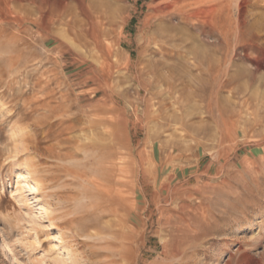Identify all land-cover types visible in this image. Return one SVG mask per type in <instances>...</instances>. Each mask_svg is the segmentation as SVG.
Segmentation results:
<instances>
[{
	"label": "rangeland",
	"instance_id": "rangeland-1",
	"mask_svg": "<svg viewBox=\"0 0 264 264\" xmlns=\"http://www.w3.org/2000/svg\"><path fill=\"white\" fill-rule=\"evenodd\" d=\"M9 1L0 0V264H264V0H14L22 25L1 13ZM81 6L113 20L100 44L68 25ZM163 36L167 57L149 50ZM68 99L70 114L40 130L42 156L29 150L21 134L49 115L44 105L58 111ZM61 137L62 156H49ZM119 145L139 163L142 194L116 217L60 168L92 175L96 156ZM53 170L61 178L50 182Z\"/></svg>",
	"mask_w": 264,
	"mask_h": 264
},
{
	"label": "bare ground",
	"instance_id": "bare-ground-1",
	"mask_svg": "<svg viewBox=\"0 0 264 264\" xmlns=\"http://www.w3.org/2000/svg\"><path fill=\"white\" fill-rule=\"evenodd\" d=\"M2 1V0H1ZM16 1V0H15ZM14 0H10L9 2H6V7L4 8V9H2V12L1 13H3V14H5V17H6V19L9 21V22H11V23H13V25H22V22L23 21H21L19 18H18V16L19 15H17V17H16V15H15V17L13 16V10H14V8L12 7L14 4H18L17 2H15ZM32 1V0H31ZM35 1V0H34ZM85 1L86 0H82V3H80V4H85ZM181 1H185V0H177L176 2H181ZM258 1V0H257ZM14 2V3H13ZM175 2V3H176ZM242 2V1H241ZM240 2V3H241ZM244 2V1H243ZM1 3V2H0ZM21 4V3H20ZM33 4H35V2L33 3ZM171 4V3H170ZM177 4V3H176ZM184 4H186V3H184ZM246 4V3H245ZM208 5V4H207ZM243 5V4H242ZM264 5V4H263ZM1 6V5H0ZM15 6V5H14ZM22 6V5H21ZM85 6V5H84ZM84 6H81V9L79 10L80 11V13H79V17H81L82 19H79V17H77V16H73V18L72 19H70L68 22V25L69 26H71V27H73V28H78V29H80V31H82V32H86V34H85V37H91L95 42H97L98 44H100V40H101V38L105 35V34H107V33H109L110 31H108V29H107V27L108 26H113L114 25V22H113V20H111V19H109V18H104V17H97V18H94V17H92V15H89V13H91V12H89V13H87V10L88 9H86ZM87 6V5H86ZM3 7H4V5H3ZM19 7V6H18ZM214 7V6H213ZM79 8V7H78ZM181 9V8H180ZM203 9V8H202ZM216 9V8H215ZM16 10V9H15ZM18 10V9H17ZM21 10V9H20ZM26 10V9H25ZM119 10V9H118ZM214 10V9H213ZM217 10V9H216ZM170 11V10H169ZM202 11V10H201ZM204 11V10H203ZM245 11V10H244ZM62 12V11H61ZM64 12V11H63ZM62 12V13H63ZM158 12V11H157ZM212 12V11H211ZM20 13H22L21 11H20ZM45 13V12H44ZM77 13V12H76ZM99 13V12H98ZM188 13H189V11H188ZM192 14H194V13H196V12H191ZM190 13V14H191ZM259 13V12H258ZM260 13H262V12H260ZM200 14H203V13H200ZM207 14V13H206ZM205 14V15H206ZM238 14H239V12H238ZM73 15V14H72ZM81 15V16H80ZM100 15H101V13H100ZM154 15V14H153ZM187 15V14H186ZM196 15V14H195ZM214 15V14H213ZM22 17H23V15H21ZM44 16V15H43ZM188 16V15H187ZM194 16V15H193ZM197 16H198V13H197ZM196 16V17H197ZM208 16V15H207ZM217 16V15H216ZM3 17V16H2ZM5 17H4V19H5ZM26 17V16H25ZM24 17V18H25ZM32 17V16H31ZM183 17V18H182ZM192 17V15L190 16V18ZM212 17V16H211ZM245 17V16H244ZM58 18L60 19V20H63L64 19V15H60V16H58ZM70 18V17H69ZM181 18H182V20L183 21H185V22H188L190 19L188 18V17H186L185 15L183 16H181L180 17V20H181ZM193 18V17H192ZM199 18V17H198ZM209 18V17H208ZM40 19V18H39ZM97 19V20H96ZM177 19V18H176ZM212 19V18H211ZM108 21V22H104V21ZM195 20V19H194ZM201 20V19H200ZM206 20H208V19H206ZM26 21V20H25ZM178 21V20H177ZM196 21V20H195ZM202 21V20H201ZM203 21H204V19H203ZM238 21V20H237ZM35 22V21H34ZM159 22V21H158ZM164 22V21H163ZM193 22V21H192ZM197 22V21H196ZM194 23V22H193ZM203 23V22H202ZM212 23V22H211ZM37 24V23H36ZM48 24V23H47ZM61 24V23H60ZM238 24V23H237ZM260 24V23H259ZM1 25V24H0ZM263 25V24H262ZM182 26H183V24H182ZM187 26V25H186ZM1 27V26H0ZM89 27V28H88ZM214 27V26H213ZM263 27H264V25H263ZM109 28V27H108ZM8 30V29H7ZM196 30V29H195ZM3 31H6V29L5 28H0V32L2 33ZM15 32V31H14ZM13 32V33H14ZM198 32V31H197ZM200 32V31H199ZM1 33H0V35H1ZM12 33V34H13ZM5 35H6V33H4ZM7 34H9V32L7 33ZM16 34H18L17 32H16ZM7 36V35H6ZM5 36V37H6ZM12 36H14V35H12ZM16 36V35H15ZM18 36V35H17ZM236 36V35H235ZM3 37V36H2ZM20 37V36H19ZM240 36L238 35V38H239ZM1 38V37H0ZM7 38V37H6ZM104 38V37H103ZM163 38H165V40H162V41H158L157 40V38H154V43L156 44V48H151V49H149L150 51H155V52H158V53H160L162 56H164V57H167L166 55H167V53H168V51H169V49H168V47H167V45H169L170 46V40H169V38H168V36H163ZM21 39H23V38H21ZM105 39V38H104ZM114 39V38H113ZM15 40V39H14ZM218 40V39H217ZM13 41V40H12ZM22 41V40H21ZM107 41V40H106ZM110 41V40H109ZM238 41V40H237ZM247 41V40H246ZM18 42V41H17ZM119 42V41H118ZM228 42V41H227ZM27 42H25V43H23V45L24 44H26ZM175 43V42H174ZM11 44H13V43H11ZM20 44V43H19ZM18 44V45H19ZM103 44V43H102ZM109 44V43H108ZM119 44V43H118ZM15 45V44H14ZM22 45V46H23ZM110 45V44H109ZM108 45V46H109ZM235 45V44H234ZM254 45V44H253ZM252 45V46H253ZM22 46H21V48H22ZM110 47V46H109ZM229 47V46H228ZM17 49H18V47H17ZM108 50V49H107ZM113 50V49H112ZM111 50V51H112ZM15 51V50H14ZM21 51V50H20ZM99 51V50H98ZM109 51V50H108ZM236 51V50H235ZM250 51V50H249ZM110 52V51H109ZM117 52V51H116ZM110 53H112V52H110ZM109 53V54H110ZM117 53H119V51L117 52ZM237 53V52H236ZM240 54V53H239ZM124 55V54H123ZM241 55V54H240ZM160 58V57H159ZM169 58V57H168ZM167 58V59H168ZM117 59H119V58H117ZM107 60V59H106ZM108 61H109V58H108ZM172 61V60H171ZM128 62V61H127ZM15 63V62H14ZM105 63V62H104ZM103 63V64H104ZM108 63L109 62H107L106 61V65H108ZM124 63V62H123ZM102 64V63H101ZM110 64H112V63H110ZM109 64V67H108V69H112V65H110ZM228 64H230V63H228ZM228 64H227V66H228ZM122 65H125V63L124 64H122ZM129 65V64H128ZM128 65L126 66H122V68L123 67H125V68H123V69H125L127 72L129 71V67H128ZM45 66V65H44ZM221 66V65H220ZM116 67V66H115ZM155 66H153L152 65V68L149 70V68H148V72H149V74L152 76V79L153 80H158V75H157V72H156V70H155V68H154ZM34 68V67H33ZM36 68V67H35ZM222 68V67H221ZM29 69V68H28ZM117 69V68H116ZM230 69V68H229ZM228 69V70H229ZM108 71V70H107ZM121 70H119V72H120ZM106 72V71H105ZM108 73V72H107ZM1 74V73H0ZM26 74V73H25ZM2 75H3V73H2ZM2 75H0V76H2ZM147 75H148V73H147ZM14 76V75H13ZM106 76V75H105ZM223 76H224V74H223ZM29 77V76H28ZM114 77V76H113ZM120 77V76H119ZM2 78V77H1ZM109 79V78H108ZM119 79V78H118ZM175 80V79H174ZM61 81V80H60ZM154 82V81H153ZM152 81H150L149 82V84H150V86H152V83H153ZM219 82H221V81H219ZM224 82V81H223ZM164 83V82H163ZM19 85V84H18ZM162 85V84H161ZM6 86H7V84H6ZM5 88V87H4ZM164 88V87H163ZM162 90V89H161ZM150 91V90H149ZM152 91V90H151ZM22 92V91H21ZM36 92V91H35ZM139 92V91H138ZM148 92V91H147ZM170 92V91H169ZM29 93V92H28ZM172 93V92H171ZM51 101V100H50ZM66 103H68V104H66V105H64V106H62V107H64V108H62V109H59L58 111H57V109L56 108H53V107H51L50 106V103L49 104H47V105H44V108H45V110L47 111V113H49V115H46V112H45V115L46 116H44V118H42V119H40V120H38V123L36 122V121H34V122H32V123H34L33 125H31L30 123V128H31V132L29 133H22L21 134V142L23 143H26L25 145H26V147L29 149V150H32V151H34V152H36L37 154H39L40 156H42L41 154H42V152H41V147H40V140H39V138H41L40 137V135H41V131L40 130H44V129H46L47 127H50L51 126V123H53V122H51L50 123V120H52L54 117H57L58 119H59V116L60 117H66V116H68L69 114H70V112H71V109H72V106H71V100L70 99H68V100H66L65 101ZM24 103V102H23ZM180 103V102H179ZM60 105H61V102H60ZM74 105H75V102H74ZM159 106H160V104H159ZM33 107V106H32ZM58 107V106H57ZM149 107V106H148ZM28 108V107H27ZM61 108V107H60ZM74 108V107H73ZM76 108V107H75ZM75 108H74V110H75ZM147 108V107H146ZM38 109V108H37ZM30 110V109H29ZM92 110V109H91ZM15 111V110H14ZM73 112V111H72ZM90 112H92V111H90ZM95 112V111H94ZM14 113V112H13ZM30 113V112H29ZM28 113V114H29ZM149 113V112H148ZM156 113V112H155ZM96 114V113H95ZM102 114V113H101ZM26 115L27 114H25V117H26ZM73 115V114H72ZM71 115V116H72ZM150 115V114H149ZM24 116V115H23ZM29 116H31V115H29ZM70 116V117H71ZM93 117L94 115H89L88 116V118L89 117ZM96 116V115H95ZM110 116V115H109ZM108 116V117H109ZM148 116V115H147ZM28 117V116H27ZM97 117H99V116H96V117H94L95 119H98V120H103V118L102 119H99V118H97ZM102 117V116H101ZM22 118V117H21ZM29 118V117H28ZM56 118V119H57ZM105 118V117H104ZM20 119V118H19ZM30 119V118H29ZM39 119V118H38ZM55 119V120H56ZM65 119V118H64ZM67 119V118H66ZM106 119H108V118H106ZM110 119V118H109ZM108 119V120H109ZM22 120H23V118H22ZM37 120V119H36ZM76 120H78V119H76ZM105 120V119H104ZM103 120V121H104ZM118 120V119H117ZM156 120H158V119H156ZM63 121V120H62ZM78 121H80V120H78ZM85 121V120H84ZM122 121V120H121ZM60 122V121H59ZM110 122H112V120L110 121ZM156 122V121H155ZM36 123V124H35ZM63 124H67V122H62ZM61 123V124H62ZM89 123L90 124H93V128H94V125H99V124H105V125H107V127H108V124H106V123H103V122H98V121H96V120H94V119H92V118H90L89 119ZM79 124V123H78ZM112 124V123H111ZM120 124H122V123H120ZM127 124V123H126ZM23 125V124H22ZM110 125V124H109ZM113 125V128L116 126H114V124H112ZM58 126V125H57ZM59 127V126H58ZM65 127V126H64ZM91 127V126H90ZM109 127H111V126H109ZM118 127V126H117ZM17 128H18V126H17ZM16 128V129H17ZM61 128V127H60ZM75 128H77L76 127V121H75V119L74 120H70V121H68V125H67V129H62V130H70V132H71V130L73 131V130H75ZM93 128H91V129H93ZM104 128H106L105 126H104ZM50 129H52V128H50ZM50 129L48 130H46V131H48L47 133L49 134L51 131H50ZM95 129V128H94ZM116 129V128H115ZM114 129V130H115ZM118 130V129H117ZM123 131L125 130L124 128L122 129ZM121 130V131H122ZM58 131V130H57ZM104 131V130H103ZM110 131V130H109ZM108 131V132H109ZM116 131V130H115ZM123 131H122V133H123ZM60 132H62V131H60ZM60 132H59V134H60ZM112 132V131H111ZM125 132V131H124ZM16 133V132H15ZM44 133V132H43ZM46 133V134H47ZM67 133V132H66ZM68 133H69V131H68ZM67 133V134H68ZM105 133V132H104ZM103 132H102V134H104ZM113 133V132H112ZM62 135L64 134V133H61ZM107 134V133H106ZM105 134V135H106ZM127 134V133H126ZM73 135V134H72ZM95 135V134H94ZM116 135V134H115ZM117 135H118V133H117ZM42 136H46V135H42ZM61 136V135H60ZM108 136V135H107ZM126 137H127V135H125ZM55 137V136H54ZM66 137V136H65ZM102 137V136H101ZM108 137H110V136H108ZM62 138H64V137H61L58 141H57V144L55 145V146H53V148H50L48 151H46V152H48L49 153V156H62V154L60 153L61 151H59V152H57L58 151V148L62 145V143L64 142V140H62ZM70 138V137H69ZM97 138L98 139H100L99 138V136L97 135ZM113 137H111V139H112ZM125 138V137H124ZM65 139V141H66V139H68V137H66V138H64ZM89 139H91V138H89ZM88 139V140H89ZM102 139H104V138H102ZM109 139V138H108ZM114 139H117V137L116 138H114ZM52 140V139H51ZM106 140H107V138H106ZM105 140V141H106ZM17 141V140H16ZM94 141V140H93ZM98 141V140H97ZM104 141V140H103ZM117 141V140H116ZM118 141H120V140H118ZM18 142V141H17ZM20 142V141H19ZM87 142V141H86ZM112 142V141H111ZM121 142V141H120ZM66 143V142H65ZM69 143V142H68ZM97 143V142H96ZM100 143V142H99ZM107 143V142H106ZM109 143H110V141H109ZM115 143V142H114ZM221 143V142H220ZM111 144V143H110ZM97 145H99V144H97ZM96 145V146H97ZM106 145V144H105ZM123 145V144H122ZM113 146V145H112ZM120 146V145H119ZM124 146V145H123ZM62 147H63V145H62ZM116 147V146H115ZM44 148V147H43ZM105 148V147H104ZM111 148V147H110ZM130 148V147H129ZM19 149V148H18ZM17 149V150H18ZM64 149V148H63ZM97 149V151L99 150L98 148H96ZM121 146H120V150H118L117 151V155L116 154H113V153H109L110 155L109 156H103V157H100V154L98 155V156H96V157H99L100 159H99V161L97 162V164H96V166H95V171H94V173H92V175L90 174V175H88V173H82V172H84V171H82V172H80L79 173V171H77V172H74V170L73 171H69V170H67L65 167H66V165L64 166V167H61L60 168V170L61 171H63L64 173H66V176H69V177H72L73 178V180L74 181H72V182H69L70 184V187L72 188V186H75V187H80V188H85L86 190L88 189V188H90L89 186H91V187H93L94 189H92V190H95L97 193L96 194H98V195H102L105 199H106V202H104L102 205H101V207H99L100 209H102L103 211L105 210H109V211H111L112 212V214L113 215H116V217L119 215L118 213H119V211H125V212H128V215L130 214V212L128 211V210H130V208H136L137 209V205H138V202H137V198H138V196L139 195H141L142 194V190L141 189H139L138 187H139V185L140 184H138V181H137V179H139L138 178V175L139 174H142V172L141 171H139V167L137 166V164H139V163H137L136 162V159H135V161L134 162H132V164L134 165H132L133 167H131V166H129L128 164L129 163H127L126 161H125V157H124V155H122V154H124V153H122L121 152ZM195 149V148H194ZM91 150H95V149H91ZM131 150V149H130ZM130 150H128V151H130ZM44 151H45V149H44ZM73 151V150H72ZM71 151V152H72ZM90 151V150H89ZM105 151V150H104ZM109 151V150H108ZM111 151V150H110ZM113 151H115V149L113 150ZM66 152H67V150H66ZM74 152V151H73ZM88 152V151H87ZM95 152V151H94ZM112 152V151H111ZM95 153H97V152H95ZM131 153H134V152H131ZM143 153V152H142ZM36 154V155H37ZM44 154V157H45V154H47V153H43ZM102 154H104V152L102 153ZM91 155V154H90ZM66 156V155H65ZM64 156V157H65ZM67 156H68V154H67ZM67 156L65 157V159L64 160H66V158H67ZM70 156V155H69ZM72 156V155H71ZM119 156H121V157H119ZM39 157V156H38ZM74 157V156H73ZM92 157V155L90 156V158ZM95 157V158H96ZM127 157V156H126ZM134 157V156H133ZM132 157V158H133ZM137 157V156H136ZM144 157V156H143ZM40 158V157H39ZM43 158V157H42ZM46 158H47V155H46ZM70 158H72V157H70ZM80 158V157H79ZM89 158V159H90ZM95 158H94V160H95ZM135 158V157H134ZM138 158H139V162L141 163V164H143V160L141 159V154L139 153L138 154ZM41 159V158H40ZM61 159V158H60ZM74 159V158H73ZM93 160V161H94ZM128 160V159H127ZM63 160H61V162H62ZM93 161H91V162H93ZM132 161V160H131ZM144 161H145V159H144ZM38 162V161H37ZM90 162V161H89ZM95 161H94V163H96ZM32 164V163H31ZM41 164V163H40ZM39 164V165H40ZM53 164V163H52ZM30 165V164H29ZM39 165L37 164V167H39ZM90 165V164H89ZM68 166V165H67ZM137 166V167H136ZM141 166V165H140ZM145 166V165H144ZM42 167V166H41ZM57 168H58V166H56ZM78 167V166H77ZM45 168H47V167H45ZM49 168V167H48ZM53 168V167H52ZM86 168H88V167H86ZM141 168V167H140ZM143 169V168H142ZM141 169V170H142ZM75 170H77V169H75ZM91 170H93V168H91ZM43 171V170H42ZM42 171H41V173H42ZM44 171H47V170H45L44 169ZM80 171H81V169H80ZM36 172H39V168H37V170H36ZM58 171L56 170V171H54L53 170V174H54V177H51L49 180H50V182L51 181H56V180H59L60 178H61V176L60 175H57L56 176V174H59V173H57ZM60 172V171H59ZM62 172V173H63ZM91 172V171H90ZM93 172V171H92ZM31 173V172H30ZM44 173V172H43ZM48 173H49V171H48ZM51 173V172H50ZM143 173H144V170H143ZM61 174V173H60ZM64 175V174H63ZM30 176V175H29ZM65 176V175H64ZM18 179H17V183H19V184H22V183H25V181L26 180H28V178L26 177V175L25 174H22V173H19L18 174ZM44 177V176H43ZM134 178V180L133 181H131L132 179ZM188 179V178H187ZM30 180H32V182L34 183L35 182V180L33 179V178H31ZM47 180V179H46ZM64 180H66V178L64 179ZM141 180V179H140ZM76 181H78V182H76ZM31 182V181H30ZM63 182V181H62ZM132 182H134V184H131ZM141 182V181H140ZM37 183V182H36ZM58 183V182H57ZM64 183V182H63ZM66 183V182H65ZM47 184V183H46ZM58 184H60V183H58ZM57 184V185H58ZM86 184V185H85ZM130 184L131 185H133L132 187H131V190H133L134 191V193L132 192L131 193V195L132 194H134L135 195V198H134V201H132V199L131 198H133L132 196H130L129 194H127V191L128 190H130L129 188H130ZM25 186H27L28 188H29V190H30V188H31V186H28V184L26 185V183L24 184ZM29 185H30V183H29ZM54 185V184H53ZM63 185V184H62ZM55 186V185H54ZM59 186V185H58ZM26 187V188H27ZM35 188V187H34ZM70 188V189H71ZM66 190H69V189H66ZM83 191V190H82ZM81 191V192H82ZM95 191H93V194H94V192ZM89 192H91V190L89 191ZM162 192V191H161ZM263 192V191H262ZM86 193V192H85ZM88 193V192H87ZM86 193V194H87ZM65 194V193H64ZM71 194V193H70ZM69 193L67 194H65L66 196L67 195H69V196H67V197H70L71 195H70ZM63 195V194H62ZM64 195V197L66 198V196ZM161 195V194H160ZM79 196V195H78ZM77 196V197H78ZM85 196V195H84ZM102 196H100V197H102ZM61 197V196H60ZM73 198L74 197H76V196H72ZM93 197V196H92ZM97 197V196H96ZM131 197V198H130ZM63 198V197H62ZM82 198V197H81ZM85 198H86V196H85ZM59 199V198H58ZM104 199V200H105ZM96 199H94V201H95ZM161 201V200H160ZM91 208V207H90ZM92 209V208H91ZM95 209V208H94ZM98 209V208H97ZM94 211H96V209L94 210ZM104 211V212H105ZM82 212V211H81ZM85 212H88V214H86V215H90V212H93L92 210H90V211H85ZM107 212V211H106ZM105 212V213H106ZM132 212V211H131ZM80 213V212H79ZM97 213H100L99 211L97 212ZM108 213V212H107ZM203 213V212H202ZM81 214V213H80ZM83 214H85V213H83ZM101 214H103V213H101ZM126 214V213H125ZM200 214V213H199ZM204 214V213H203ZM78 215V214H77ZM121 215V214H120ZM97 216H99L98 214H97ZM204 216V215H203ZM90 217H92V216H90ZM90 217H88L89 219H90ZM101 217V216H100ZM112 217V216H111ZM114 217V216H113ZM122 217H124V216H121V218ZM206 217V216H205ZM80 218H84V216H82L81 215V217ZM94 218H91V221L93 220ZM124 219V218H123ZM197 219V218H196ZM87 220V219H86ZM115 220H116V218H115ZM119 220V219H118ZM127 220V219H126ZM125 220V221H126ZM70 221H72V220H70ZM117 221V220H116ZM67 222H69V221H67ZM121 222H122V220H121ZM124 222V221H123ZM73 223V222H72ZM97 223V222H96ZM119 223V222H118ZM209 223V222H208ZM98 224V223H97ZM209 224H211V223H209ZM70 225V224H69ZM129 225V224H128ZM117 226H119V224L117 225ZM128 227V226H127ZM125 228V227H124ZM129 228V227H128ZM131 228V227H130ZM208 230V229H207ZM132 232V231H131ZM136 232V231H135ZM114 233V232H113ZM115 234V233H114ZM119 235V234H118ZM193 235V234H192ZM16 236V235H15ZM14 237V236H13ZM18 237H20V236H18ZM15 239V238H14ZM19 239H21V237L19 238ZM19 239H17V237H16V242H18L20 245L22 244V240L20 241ZM202 239V238H201ZM15 240H13L14 242H15ZM120 240V239H119ZM119 243H120V241H119ZM134 243V242H133ZM24 246V245H23ZM22 247V246H21ZM125 247H126V245H125ZM1 248L3 249V251H5V255H6V259H8V260H10L11 262H13L15 259H14V257H12V255H11V252L9 251V249H10V247H9V245H8V243H2L1 244ZM200 250V249H199ZM196 253V252H195ZM203 254V253H202ZM195 257H197V256H195ZM185 258V257H184ZM213 258V257H212ZM196 259V258H195ZM200 259V258H199ZM199 261V260H198ZM207 261V260H206ZM212 263V262H211Z\"/></svg>",
	"mask_w": 264,
	"mask_h": 264
}]
</instances>
